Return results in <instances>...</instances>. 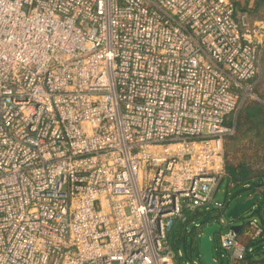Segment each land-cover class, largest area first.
I'll list each match as a JSON object with an SVG mask.
<instances>
[{
	"label": "built area",
	"instance_id": "2783aa9c",
	"mask_svg": "<svg viewBox=\"0 0 264 264\" xmlns=\"http://www.w3.org/2000/svg\"><path fill=\"white\" fill-rule=\"evenodd\" d=\"M263 47L233 0H0V264H179ZM219 222V263L264 238Z\"/></svg>",
	"mask_w": 264,
	"mask_h": 264
},
{
	"label": "rangeland",
	"instance_id": "374dc122",
	"mask_svg": "<svg viewBox=\"0 0 264 264\" xmlns=\"http://www.w3.org/2000/svg\"><path fill=\"white\" fill-rule=\"evenodd\" d=\"M233 1L238 4L239 8L248 11L249 17L252 14L250 10H253L256 6L258 7L257 9H261L262 15H264V0ZM250 20L252 23L256 22L252 17H250ZM245 86L248 90L241 91L242 102L240 108L232 113L227 121L229 125L234 126L235 130L234 134L230 138L228 137L225 142V154L228 166H240L246 170L248 175L245 179L255 180L253 183L256 185H253L256 187L251 192V188H245L242 184L238 185L235 182H230L227 176L221 182L216 194V200L224 203L226 205L225 208L220 210L213 206L209 211L197 212L196 221L203 225V229L204 225L208 226L217 223L220 233L226 229V226L219 222V216L222 213H224L226 221H231L230 226L242 225L245 219L249 217H257L263 225V220L256 211L260 210L261 214L264 215V47L259 73L253 80L247 82ZM255 194H259L258 201L251 210L242 214L236 220L229 217L230 210L235 203L253 198ZM257 204L260 207L256 206ZM195 229L193 224L187 223L184 228L178 225L174 230L168 232V240L172 244L177 256V263L179 264H184L186 261L191 262L193 259L197 260L198 264H206L201 252V238L194 239L193 232ZM219 231L212 235L213 254L217 259L219 258L217 250L219 246ZM178 250L182 252V258L178 257ZM262 251L264 256V245ZM220 264H226V260L221 261ZM254 264H264V259L259 258Z\"/></svg>",
	"mask_w": 264,
	"mask_h": 264
},
{
	"label": "water",
	"instance_id": "95a60500",
	"mask_svg": "<svg viewBox=\"0 0 264 264\" xmlns=\"http://www.w3.org/2000/svg\"><path fill=\"white\" fill-rule=\"evenodd\" d=\"M259 194H255L253 198L247 199L243 202H237L234 204L233 208L230 210L229 217L233 220L238 219L242 214L251 210V208L258 201ZM241 226H233L232 229L239 232ZM219 231V226L217 224L205 226L203 229V236L201 237V252L204 257V262L206 264H220L215 260L212 248V235Z\"/></svg>",
	"mask_w": 264,
	"mask_h": 264
},
{
	"label": "trees",
	"instance_id": "16d2710c",
	"mask_svg": "<svg viewBox=\"0 0 264 264\" xmlns=\"http://www.w3.org/2000/svg\"><path fill=\"white\" fill-rule=\"evenodd\" d=\"M235 4H236V8L238 11L243 10L242 8L238 7V4L236 2H235ZM229 138H230V136H229ZM225 157H226V154H225ZM226 170H227V174H228L227 176H228V179L230 180V182H235L238 185L250 183L251 184V192L254 190V187H256L253 185V184H255V183H253L255 180L245 179L246 176L248 175L246 170H244L240 166H234V167L230 166V165L228 166L227 157H226ZM260 179H262V178L260 177ZM263 179H264V177H263ZM252 185H253V187H252ZM256 206L260 207L259 204H257ZM256 212H258L260 214L259 216H261V218L263 220V225H264V215L261 214L260 210H257ZM195 218H196L195 215L194 216L191 215L188 217V221H191L192 219H195ZM186 224L187 223H183V224L180 223L179 227L184 228ZM252 245L254 247V250L251 253H249L247 255V257L239 264H254V262H257L259 260V258L264 259L263 258L264 256L262 254L263 253L262 248L264 245V238L259 240L257 243H253ZM226 264H228V263L226 262Z\"/></svg>",
	"mask_w": 264,
	"mask_h": 264
},
{
	"label": "crops",
	"instance_id": "0c3cea01",
	"mask_svg": "<svg viewBox=\"0 0 264 264\" xmlns=\"http://www.w3.org/2000/svg\"><path fill=\"white\" fill-rule=\"evenodd\" d=\"M256 5H257V3H256ZM257 8L258 7L256 6L253 10H250V12L252 13V14H250V17H252L253 20L255 19V21H256L255 23L264 25V15H262L261 9H257ZM239 226H241V225H239Z\"/></svg>",
	"mask_w": 264,
	"mask_h": 264
}]
</instances>
